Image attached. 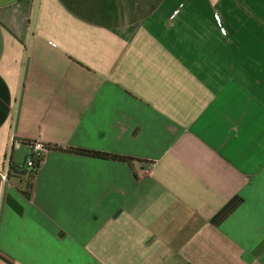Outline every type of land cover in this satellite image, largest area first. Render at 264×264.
Instances as JSON below:
<instances>
[{
    "label": "crops",
    "instance_id": "obj_1",
    "mask_svg": "<svg viewBox=\"0 0 264 264\" xmlns=\"http://www.w3.org/2000/svg\"><path fill=\"white\" fill-rule=\"evenodd\" d=\"M0 264H264V0H0Z\"/></svg>",
    "mask_w": 264,
    "mask_h": 264
},
{
    "label": "trees",
    "instance_id": "obj_2",
    "mask_svg": "<svg viewBox=\"0 0 264 264\" xmlns=\"http://www.w3.org/2000/svg\"><path fill=\"white\" fill-rule=\"evenodd\" d=\"M23 145L27 147L28 153L26 154L25 160L22 164H9L7 178H11L14 181L16 188L19 192L25 196V198L29 199L32 192L33 180L36 175V172L39 168L41 160L43 158V154L49 150H59L56 146L51 145H43L42 149L38 152L33 151L34 141L21 140ZM61 150V149H60ZM66 151L80 154V155H88L101 159H113V160H121L126 161L129 160L125 157H118L115 155L100 153L96 151H86L81 149H67ZM30 161L31 164L28 166L27 161Z\"/></svg>",
    "mask_w": 264,
    "mask_h": 264
},
{
    "label": "built area",
    "instance_id": "obj_3",
    "mask_svg": "<svg viewBox=\"0 0 264 264\" xmlns=\"http://www.w3.org/2000/svg\"><path fill=\"white\" fill-rule=\"evenodd\" d=\"M222 32L224 33V30H222ZM44 144H42L40 141H34V146H33V151L34 152H38L42 149ZM31 164V162L28 160L27 161V165L29 166Z\"/></svg>",
    "mask_w": 264,
    "mask_h": 264
}]
</instances>
